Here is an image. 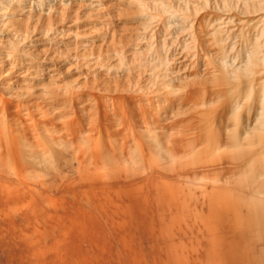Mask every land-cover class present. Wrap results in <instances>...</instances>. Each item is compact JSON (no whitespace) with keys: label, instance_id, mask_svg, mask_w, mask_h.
<instances>
[{"label":"bare ground","instance_id":"bare-ground-1","mask_svg":"<svg viewBox=\"0 0 264 264\" xmlns=\"http://www.w3.org/2000/svg\"><path fill=\"white\" fill-rule=\"evenodd\" d=\"M96 150L108 162L125 152L158 166L157 154L185 165L177 177L212 185L200 189L202 208L184 188L163 186L160 205L171 214L163 232L193 239L198 228L186 222L196 221L210 250L201 257L165 237L161 264H264V0H0V165L12 172L16 156L52 165L61 151ZM125 246L140 264L137 243Z\"/></svg>","mask_w":264,"mask_h":264},{"label":"rangeland","instance_id":"rangeland-1","mask_svg":"<svg viewBox=\"0 0 264 264\" xmlns=\"http://www.w3.org/2000/svg\"><path fill=\"white\" fill-rule=\"evenodd\" d=\"M74 154H76V153H74ZM71 155H73V153L71 154V152H69V151L68 152L67 151H61L60 153L55 154L54 159L51 161L53 166L51 164L50 165H46L44 163L40 164L36 160H34L32 158L29 159L28 157H24L23 155L16 156L15 161H16L17 169L13 170L12 172H11V170L10 171L7 170V168H6V170H7L6 171L5 167H2V165H0L2 167V169L0 168V171H2L0 173V177L2 178V179L0 178V183H1L0 184V195H1V197H0V203H1V205H0V264H65L66 261H67V264H71V261H72V264H92V263L93 264H139V263L133 262L134 260H131V259H133L132 258L133 253H132V251H130V249L127 250V248L125 246L126 240L131 241L132 244L134 243L135 245L137 243L138 249L140 250V253H138V255H140V256L137 255V258L141 260L140 264H145V262H143V261H147L149 264H161L160 258L164 257L166 255V247H165V244H163L166 240L165 237H167V240H169V241L171 240L170 242H174V243L176 242L173 240L174 237H175L174 239L177 238L176 240L179 243L182 242V240H184V239L188 240V238H189V241L186 242L184 240V243H186V244L189 243V245L191 243L192 244L191 247L192 246L194 247V248L192 247L193 249H196V251L198 249V252L200 251L199 253H200L201 257L207 256V254H208L207 252L210 250V248H209L210 242L207 241V240H209V236H207L208 234H207V232H205L206 231L205 228L203 231H202V229H200V227L203 228V226H201V225H198L199 227L196 226L198 224L196 221L195 222L197 224L190 219L187 220V222L190 221L189 223L186 222V225L188 227L193 226L194 229L198 228V229H195V231H194V230H192L193 227H189V228H192L191 230L194 234L193 237L195 236L193 239L189 236H185L184 234L182 236V233L180 234L179 232H177V234L175 232L174 235L167 236L166 235V233H167L166 229H165L166 233L163 232L164 230H162V229H164V228H162V227H164V225H162L165 222L164 220L170 218V216H171L168 209L164 208L166 210L165 211L164 209H162L163 207L160 205V200H161L160 197L162 195L163 186H167V184H168V185H170L171 188H175V187L180 188V189L184 188L182 190L183 191L185 190L186 195H188V196L190 195V197L192 195L193 202H197V200H198V204L197 203L196 204H197V207H200V208H202L203 206L206 205V204L203 205L204 200H202V197L200 194L203 195L204 190H205L204 188H208L206 190H209V188L211 189V187H212L211 184H209L208 182H207L208 183L207 184L206 182H204V180H202V181H200L199 179H195V181L190 180L193 178H191V177L187 178V175H185L186 177H183V178L189 179L190 181L189 180L185 181L184 179H181L182 177H179V176H183V172L185 170V165L183 163H180V164L174 163L173 164L172 162L165 160V159L162 160L163 162L161 163L162 158L154 160V158H160L157 154L154 155V158L151 157V159H153V161L160 160V162L158 161V163H157L158 166L155 165L156 162L154 164V162H151L150 159H148V161H147V159L146 160L143 159L141 155H139L136 158H131V157L128 158V155H126L125 152H120L119 154L118 153L111 154V161H109V162H108V160H104V159H107V155L103 154L102 152L97 151V150L87 152V153L79 152V153H77V155H75V158L74 157L71 158ZM76 157H77V159H76ZM113 157L114 158L117 157L118 161L116 160V158H115V160H113L114 159ZM119 157L121 158L120 160H122V161L125 159L123 163H125V161L127 163H125L124 165L120 164ZM124 157H126V158H124ZM18 158H20L22 160L19 161ZM122 158H124V159H122ZM71 159L75 160V161L70 162ZM65 160H67L68 162L65 163ZM81 160H82L81 164L83 165V167L85 165H87V167L86 166L84 168L82 167V165L80 164ZM112 160L114 161L115 164L112 163L113 162ZM134 160H136V161H134ZM132 161H134V162H132ZM128 162H129V164H128ZM138 162H139V164H136ZM73 163H75L76 167L74 166ZM133 163H135L134 167L132 166ZM168 163H169V165H168ZM67 164H69V165L72 164V166H69ZM88 164L90 165L89 167H88ZM118 164L121 166L123 165L124 167L122 168ZM64 165H66L68 167L66 168V166H65V168H64ZM80 165L82 168L80 167ZM96 165H97V167H96ZM113 165H115L116 167L114 168ZM117 165H118V167H117ZM128 165H131L133 167L132 171H130L131 170L130 168H129L130 170L128 171V167H131ZM138 165H140V166H138ZM143 165H144V167H143ZM171 165H173V166H171ZM62 166H63V168H62ZM136 166H138V167H136ZM146 166L148 168H146ZM180 166L182 168H180ZM125 167H127V168H125ZM158 167H160V169ZM49 168L50 169L52 168L53 170L56 169V170L50 171ZM175 168H176V171L174 170ZM112 169H113V171H112ZM123 169H124V174H123ZM108 170L110 172V175H109ZM115 170L117 172L119 170V172L117 173ZM126 170L128 171V173L126 172ZM140 170H142V171H140ZM163 170H165V171H163ZM171 170H173V171L171 172ZM3 171H6L7 173H9L10 176H9V174H7L8 176L6 174H4ZM167 171H168V173H167ZM48 172H49V174H48ZM79 172L81 173V176H79L80 175ZM86 172L88 175L86 174ZM170 172H171V174H170ZM11 173H13V174H11ZM25 173L27 176H29V178H26V179H28V181H30V182H26L25 181L26 179L23 178V174H25ZM50 173H51V175H50ZM52 173H53V175H52ZM100 173L104 174V175L102 174V178H103L102 180L100 179L101 177H99V179L97 178L98 176H100ZM120 173H122V174H120ZM137 173L140 175H138ZM189 173H195V171L191 170ZM56 174L58 175L57 178L54 176ZM93 174L96 176H94ZM133 174H135L136 176ZM39 175L42 176V179L38 178ZM106 175H108L107 176L108 178L106 177ZM177 175H179V176L177 177ZM15 176H17V177L19 176V178L15 177ZM32 176H33L34 180L31 178ZM41 176H39V177H41ZM82 176L83 177L85 176L84 177L85 179ZM104 176L107 178V180ZM124 176L127 177V180ZM10 177H12V178H10ZM13 177H15V178H13ZM67 177H68V179H67ZM6 178H8V179L6 180ZM39 180H40V182H39ZM162 180H165V181L170 180L171 182L168 181L169 183L168 182L165 183V181H162ZM196 180H198L197 181L198 183L196 182ZM16 181L19 182L20 184L17 183ZM31 181L32 182L35 181V182L32 183ZM75 181H76V183H75ZM174 181L179 182V183H175ZM180 182L183 183L182 184L183 186L181 185ZM186 182L187 183L188 182L189 183L194 182V183L193 184L190 183L188 185ZM3 183L6 184V185L4 184L5 187L7 186V184H8V186L5 188L4 185L2 186ZM43 183H44V185H42ZM186 184L188 186H186ZM190 185H192L191 189H190ZM11 186H12V190L10 189ZM13 186H14V188H13ZM27 186H29V188ZM138 186H140V187H138ZM179 186H181V187H179ZM203 186H205L203 188V190H200V189H202ZM31 187H32V190H31ZM158 187H159V189H157ZM186 187L187 188L189 187L188 190L186 189ZM8 188L11 191L8 190ZM197 188H198V191L196 190ZM34 189L36 191H38L39 193L36 192ZM121 189H123V190H121ZM189 189L192 190L191 193L193 192L194 196H193V194H190ZM93 191H95V192H93ZM159 191H161V193ZM17 192L21 193V194H18ZM28 192H29V194H28ZM96 192H97V194H94ZM186 192H188L189 194H187ZM44 193L45 194L48 193V195L46 196L48 198V200L45 197ZM99 193H101V194L104 193L105 195L103 194L104 196L102 195V197H101V195H98ZM42 194H44V195H42ZM50 195H51V197H50ZM94 195L96 196V198ZM54 196H55V198H54ZM97 196H99V199ZM106 196H108V197H106ZM42 197H44V198H42ZM88 197H90L92 199H88ZM33 198H35V199H33ZM57 198L61 199V200L58 201ZM184 198H187V197H184ZM54 199H56L58 202ZM62 199H64V200H62ZM22 200L24 201L23 204L21 202ZM26 200L28 203L26 202ZM45 200H46V202H44ZM47 201L49 202V204ZM20 202L22 205L20 204ZM43 202L45 204H43ZM112 202H114V203L112 204ZM141 202L142 203L144 202V203L141 205ZM200 202H201V204H200ZM15 203H18V204L15 205ZM52 203H54V204L52 205ZM55 203L57 204V207H55ZM97 203H98V205L99 204L100 205L97 206ZM118 203L120 204V206ZM136 203L138 204L139 209H138V207H136L137 206ZM30 204L33 205L34 208ZM12 205H14L15 207ZM18 205H20V206H18ZM102 205H103V207H102ZM25 206L27 208L29 206L28 212H27V208ZM65 206H66V208H65ZM94 206H96V207H94ZM8 207L10 208V210L12 209V207H14V209L9 211ZM153 207H155V209ZM197 207H196V209H198ZM96 208H98V209H96ZM103 208H104V210H103ZM150 209H151V211H150ZM13 210H15V211H13ZM18 210L20 212H18ZM138 210H143L144 214L142 213L143 211L141 212ZM199 210H201V209H199ZM7 211H9V213ZM5 212L8 213L9 216H7V214ZM14 212H16V213H14ZM42 212H44L45 214ZM46 212H48L49 214L48 213L46 214ZM152 212L155 213L154 214L155 216L158 215L157 219L153 215ZM159 212H162V213H160V215L162 214L161 216H159ZM166 212L168 214H165ZM13 213H14V215H13ZM107 213H108V215H107ZM10 214H11V216H10ZM111 214H113V215H111ZM163 214H165V216ZM45 215L47 216L46 217L47 220H45V218H43ZM61 216L64 218H62ZM65 216H66V219H65ZM18 217H20V218H18ZM112 217L113 218L115 217L114 219H116V220H114ZM129 217H130V219H129ZM161 217H162V219H160ZM60 218H61V220H60ZM149 218H151V219H149ZM154 220H155V222H154ZM160 220H161V222H160ZM113 221H114V223H113ZM49 222H51V224ZM58 222H60L61 225ZM191 222H193V224ZM79 223H81V225H79ZM32 225H33V227H32ZM147 225L150 226L152 228V230H150V227H148ZM16 227L19 229L17 230ZM20 227H21V229H20ZM50 228H52V229H50ZM128 229H129V231L127 232ZM48 230H50V231H48ZM75 231H76V233H75ZM28 232H30V233H28ZM204 232L206 233V235ZM45 233H46V235H45ZM118 233H119V235H118ZM134 233H135V235H134ZM175 234H176V236H175ZM223 235H224V233H223ZM149 236H150V238H149ZM63 237H65V238H63ZM185 237L186 238L188 237V238L186 239ZM124 238H126V239H124ZM162 238L165 240L163 241ZM223 238L227 239L226 234H225V236H223ZM154 239L156 242L154 241ZM21 240H23V242ZM25 242H26V245H25ZM64 242H65V244H64ZM95 244H97V245H95ZM198 246H199V248H198ZM153 251H154V253H153ZM127 252L129 254H127ZM142 252H143V254H142ZM40 256H42V257H40ZM64 256L66 259L64 258ZM69 257L72 259H69ZM128 257L131 261L128 259ZM73 258L74 259L77 258V259H75V261H74ZM87 258H88V260H87ZM52 259H54V260H52ZM76 260H78L77 261L78 263L76 262ZM51 261H52V263H51ZM192 261L193 262L190 264H197V263L200 264L197 260L195 261V259ZM148 263H146V264H148Z\"/></svg>","mask_w":264,"mask_h":264}]
</instances>
